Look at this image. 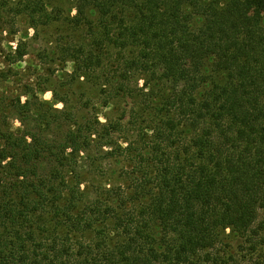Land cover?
Segmentation results:
<instances>
[{"label":"trees","instance_id":"trees-1","mask_svg":"<svg viewBox=\"0 0 264 264\" xmlns=\"http://www.w3.org/2000/svg\"><path fill=\"white\" fill-rule=\"evenodd\" d=\"M72 1L70 22L5 5L79 31L63 51L89 95L47 113L39 83L0 93V264H264V0Z\"/></svg>","mask_w":264,"mask_h":264},{"label":"rangeland","instance_id":"rangeland-1","mask_svg":"<svg viewBox=\"0 0 264 264\" xmlns=\"http://www.w3.org/2000/svg\"><path fill=\"white\" fill-rule=\"evenodd\" d=\"M10 1L0 0V3L3 4V6L0 4L2 6L0 19L3 20V24L0 26V42L5 43L7 40L15 39L11 41V44L15 45L18 39L21 38L26 43L27 54L15 64L12 78L7 82L6 87H0V93L3 95L18 94L23 91V87L28 83H39L45 89L44 92L39 93V99L47 101V104L43 107L47 113L52 112L51 107L61 109L63 106H67L68 110H81L88 99V83L84 80L78 82L73 78V63L68 54L63 51L68 43L74 44L81 34L79 31L72 29V24L64 25L59 22L40 30L37 34H34V30L28 28L24 23L11 24L13 15L5 7ZM47 2L56 10L57 14H60V18L66 17L68 22L76 12L72 0H47ZM245 13L249 14L250 12L246 11ZM83 36L85 35L83 34ZM183 60V66L189 70H194L192 62ZM34 77H38V79L35 80ZM141 83L140 80L139 85ZM54 94L57 98L65 100L66 105L62 101L54 100ZM108 113L109 117L116 119V110H111ZM99 118L101 121H105L106 115H100ZM13 124L17 127L21 122L15 119ZM53 136L56 137L55 129L53 130ZM81 165L82 178L85 180L82 186L85 185L88 188V183L93 174L90 173L91 170L88 168L87 163H81ZM231 238L232 245H236L238 239L233 235H231Z\"/></svg>","mask_w":264,"mask_h":264}]
</instances>
